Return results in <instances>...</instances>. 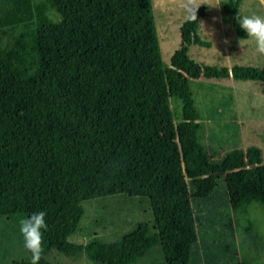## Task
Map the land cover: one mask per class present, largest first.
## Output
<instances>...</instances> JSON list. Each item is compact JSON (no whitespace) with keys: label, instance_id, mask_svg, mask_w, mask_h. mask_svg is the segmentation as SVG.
<instances>
[{"label":"trees","instance_id":"obj_1","mask_svg":"<svg viewBox=\"0 0 264 264\" xmlns=\"http://www.w3.org/2000/svg\"><path fill=\"white\" fill-rule=\"evenodd\" d=\"M239 3L225 10L245 38L234 19ZM207 10L181 22L167 66L149 0H0V219L46 212L39 264H51L52 248L132 264L158 244L165 264H200L192 199L209 197L223 176L231 207L264 206L261 150L234 149L214 163L197 136L190 79L254 80L264 95V66L228 68L189 56L191 45L212 44L198 33ZM19 26L25 30L6 46L7 30ZM171 98L181 102L176 115ZM116 194L148 198L152 231L141 221L118 241L68 240L83 201ZM30 260L26 253L10 264Z\"/></svg>","mask_w":264,"mask_h":264},{"label":"rangeland","instance_id":"obj_2","mask_svg":"<svg viewBox=\"0 0 264 264\" xmlns=\"http://www.w3.org/2000/svg\"><path fill=\"white\" fill-rule=\"evenodd\" d=\"M149 2L161 57L168 66L172 53L181 42L179 28L185 19L182 0ZM230 2L231 0H223L224 4L219 8L208 7L206 12L209 16H217V10L223 13V18L219 14L220 20H223V37L210 33L207 23L200 25L198 33L209 38L213 44L211 47L193 45L189 48V56L201 63L228 68L236 65L263 67L264 56L256 53L254 41L243 47L238 43L241 37L233 30L229 13L225 12V7ZM239 8L243 16H264V4L260 0H240ZM48 15L54 20L58 19L53 10H49ZM24 30L21 26L8 29L3 37L4 44L10 47L14 37ZM236 83L233 89L196 79L189 83L198 114L203 118L209 116L218 124L219 129H215L214 135L220 150L213 147L206 151L212 156L214 163H220L222 152H229L236 146H257L261 150V162L264 164V95L261 93L260 83L254 80ZM233 91L238 92L237 97L232 96ZM171 105L174 114H178L180 100L171 98ZM236 116L244 119L237 126L232 123V118ZM240 137L245 141L238 142ZM192 205L197 224L196 252L200 264H264V206L260 201L231 207L224 178L221 176L213 193L207 198L192 199ZM82 206L84 213L79 225L68 237L71 242L85 244L92 241H118L141 221L150 222L152 231L153 217L149 200L145 196L116 194L85 200ZM228 223L230 231L226 226ZM19 227L20 220L17 217L0 219V264H10L12 260L28 253ZM46 260L51 264H100L84 255L79 258L67 257L54 248L50 249ZM132 264H165L161 246L158 244L152 247Z\"/></svg>","mask_w":264,"mask_h":264},{"label":"clouds","instance_id":"obj_3","mask_svg":"<svg viewBox=\"0 0 264 264\" xmlns=\"http://www.w3.org/2000/svg\"><path fill=\"white\" fill-rule=\"evenodd\" d=\"M260 2L264 4V0ZM222 4H224L223 0H182L181 7L184 10L186 22H195L197 12L202 5L219 8ZM234 19L247 35V39L241 38L238 41L240 46L243 47L254 41L256 53L264 56V16L253 14L241 17L237 14ZM45 217L46 212L40 211L20 221L19 231L23 237L24 248L31 256L30 264H39L45 252L44 233L48 229Z\"/></svg>","mask_w":264,"mask_h":264},{"label":"crops","instance_id":"obj_4","mask_svg":"<svg viewBox=\"0 0 264 264\" xmlns=\"http://www.w3.org/2000/svg\"><path fill=\"white\" fill-rule=\"evenodd\" d=\"M218 13H217V16L215 15H211L209 16V13H206L200 20V25L201 26H204V24H208V28H209V31L210 33L212 34H220L221 37H223V32H222V26H223V20H220V17H219V14L221 15V17L223 18V13L220 12V10H217ZM207 12V11H206ZM227 12V11H225ZM241 12V11H240ZM241 16H243L242 12H241ZM229 21H230V15H229ZM231 23V22H230ZM199 25V27H200ZM232 26V25H231ZM213 30V31H212ZM209 33V32H208ZM209 35V34H208ZM207 36V34H206ZM209 37V36H208ZM207 38V37H206ZM242 38V37H241ZM209 39V38H208ZM243 39H247V37L243 38ZM210 40V39H209ZM212 44H213V41H211ZM211 44V45H212ZM193 46V45H191ZM191 46L189 48H191ZM205 47V46H203ZM211 47V46H209ZM191 80H194V79H190ZM196 80H201L203 82H206L207 84H213V85H217V86H220V87H228V88H231L233 89V87L236 86V82H245L247 80H236L234 79L233 77H226V78H206L204 76L202 77H199L197 78ZM260 90H261V86H260ZM243 91V90H242ZM262 93V92H261ZM232 96H236L237 97V94L238 92L237 91H233L232 93ZM195 104V103H194ZM243 118H241L240 116H236L234 118H232V123L237 126L236 124L238 123H242L243 122ZM198 122L201 124V127L199 128L198 132H197V136H198V139L199 141L201 142V144L203 145L204 147V150L205 152L207 153V148L211 149L213 147H215V149L219 148L220 150V147L217 146V138L216 136L214 135V131L215 129H219L218 128V124L216 122V120L214 119H211L209 116H206V117H201L199 115V119H198ZM210 134H212V136H210ZM239 141H245L244 138L240 137V139L238 140ZM241 145V144H240ZM213 149V150H215ZM234 149H241V150H245L246 148H243L242 146H236V148H233ZM260 149V148H259ZM232 150V149H231ZM230 151V150H229ZM216 152V151H214ZM228 152H222L221 154V157L224 158V156L227 154ZM208 156L211 158L212 156L207 153ZM214 155V154H213ZM222 158V159H223ZM212 159V158H211ZM261 160H262V153H261Z\"/></svg>","mask_w":264,"mask_h":264}]
</instances>
